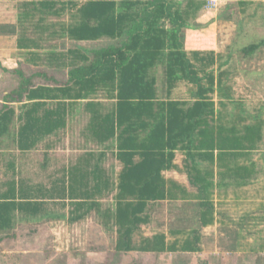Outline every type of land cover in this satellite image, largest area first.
I'll return each mask as SVG.
<instances>
[{
	"label": "trees",
	"instance_id": "trees-1",
	"mask_svg": "<svg viewBox=\"0 0 264 264\" xmlns=\"http://www.w3.org/2000/svg\"><path fill=\"white\" fill-rule=\"evenodd\" d=\"M206 1L189 0L183 11L180 0H29L24 18L39 16L32 27L0 22V37H16V47L26 53L28 64L67 69L65 81L46 68L30 75L22 68L14 70L18 85L0 102V154L9 145L22 155L41 150L46 168L50 151L67 128L72 106L82 102L87 114L85 139L113 149L120 166L111 174L99 158L91 165L96 155L90 152L64 166L47 185L17 177L14 163L5 169L0 163V232L14 228L17 214L39 216L46 213L47 201L60 200L73 206L70 213L49 218L75 223L94 211L105 229L115 230L119 253L202 250L201 229L218 221L216 186L250 181L257 170L252 155L264 141V116L244 124L240 115L239 121H228L217 110L218 105L226 108L238 101L225 80L229 73L219 70L222 64L217 66L219 54L213 49L184 48L180 31ZM66 10L71 13L69 22L45 23ZM51 36L117 42L91 54L79 49L43 54ZM261 48L264 39L242 51L248 55ZM158 67L165 77L164 98L158 89ZM47 76L46 82L33 81ZM101 92L110 104L99 98ZM179 152L187 158L193 191L165 174L179 170ZM110 196L112 203L105 205L102 200ZM168 200L197 201L198 226L145 235L143 227L152 222L153 205ZM260 247L257 250L264 251Z\"/></svg>",
	"mask_w": 264,
	"mask_h": 264
},
{
	"label": "rangeland",
	"instance_id": "rangeland-1",
	"mask_svg": "<svg viewBox=\"0 0 264 264\" xmlns=\"http://www.w3.org/2000/svg\"><path fill=\"white\" fill-rule=\"evenodd\" d=\"M29 0H0V22L17 23L26 27H32L38 17L24 18L25 6ZM182 10L188 8L189 0H180ZM206 1L194 18L186 19V26L180 31V37L186 50H209L220 45L215 39L219 33L217 22L218 6ZM63 3L58 2L57 8L61 9ZM214 13L207 14L202 10L207 7ZM216 13V14H215ZM70 11H61L59 16H50L45 23L63 25L70 21ZM239 14L236 15L238 17ZM169 25V24H168ZM58 29L61 26H57ZM117 40L100 39L95 41H75L68 37L52 36L44 44L43 54L55 51L67 52L69 49H79L81 52L91 54V51L108 46ZM249 45V44H248ZM247 44H234L232 53L243 55V48ZM261 52L259 49L258 52ZM230 52V51H228ZM264 54V48H262ZM26 53L16 47V37H0V99L18 85V76L15 69L22 68L27 75L36 72L39 68H46L50 75L59 80L67 79V69L47 68L34 66L26 62ZM218 65L223 64L219 70H235L236 61L228 60L218 52ZM235 57V55H234ZM225 63V64H224ZM158 89L161 97H165V77L162 67H158ZM48 74V75H49ZM244 75L243 77L228 75L226 82L232 85L238 101L228 104L226 108L217 106L222 115L228 121H239L240 116L248 124L254 121L257 115L264 116V88L261 82L264 78H256L254 82ZM259 79H262L259 81ZM38 77L34 82H46ZM251 80L254 87L247 84ZM256 81L261 85H256ZM264 82V81H263ZM250 86V87H249ZM99 98L109 104L106 94L101 92ZM242 110V112H241ZM240 115V116H239ZM87 114L83 109V103L72 106L68 115V124L65 132L61 134L60 142L55 150L50 151L47 157L46 168H43L45 153L35 151L20 154L12 145L6 146L0 154V163L7 168L8 163H14L17 168V177H25L35 183H47L64 167L88 157V150L96 157L91 158V165L99 158L98 162L111 174H115L120 168L114 156L113 149L103 147L85 139V127ZM243 125V124H242ZM241 125V126H242ZM256 162L257 172L253 178L246 182L247 186L238 189L235 184L216 186L215 202L217 216L225 210L227 217L222 219L217 226L201 229L202 250L198 252H167L160 254H146L139 252H117L115 250L116 232L105 229L99 221L96 212L79 222L70 223L68 218H49L54 214L70 213L73 206L68 202L50 200L46 203V213L39 216L23 217L17 214L13 229L0 232V264H264V251L257 250L264 246V213L255 211L264 209V141L260 142L258 149L252 155ZM186 156L179 152L176 163L179 170H169L165 174L169 178L189 186L186 173ZM8 175H13L12 170ZM61 172V171H60ZM2 180L5 177L2 175ZM217 183L220 181L216 177ZM193 191L194 188L189 186ZM256 189H258L256 191ZM254 191V192H253ZM105 205L112 203L111 196L102 200ZM198 203L193 200L161 201L153 205L151 211L152 222L143 227L145 235L151 236L156 231L169 232L174 229H191L198 226ZM214 227V228H213Z\"/></svg>",
	"mask_w": 264,
	"mask_h": 264
},
{
	"label": "crops",
	"instance_id": "crops-1",
	"mask_svg": "<svg viewBox=\"0 0 264 264\" xmlns=\"http://www.w3.org/2000/svg\"><path fill=\"white\" fill-rule=\"evenodd\" d=\"M215 4L218 6L217 11L215 12L218 13L217 22L219 29V33L215 39L220 45V50L218 51L217 47H211L209 49L215 50L217 54L218 52H222L221 55L225 56V63H227L228 60L233 61V59H235L237 66L235 70L230 72L227 70L230 75L237 74V76L244 78L243 74H245V76L247 75L249 78L254 77L255 79H251L253 82L256 80V78H264V54L261 53L262 48L260 49L261 52L257 51L248 55L245 53L243 55H239V53H232L231 49V46L234 44L248 45L252 43H258L264 39V0H216ZM209 7L210 6H208L207 9L204 8L202 11L207 14L214 13V10H208ZM237 14H239L238 17H236ZM251 80L247 81V84L251 87H254V84L251 83ZM261 80L262 79H259V81ZM263 81L261 82V87L264 88ZM261 84L260 82L256 81L257 86ZM1 100L2 99H0V102ZM87 152L90 153L93 152V150H88ZM246 184L247 183H237L238 189L242 188L243 186H247ZM257 190L258 189H256V191ZM196 203L198 202L196 201ZM255 211H257L259 214L264 213V209L261 210L257 208ZM225 212V210H221V212H219L220 220L223 218L222 222H225L227 217V213L225 214ZM220 220L218 218L217 222ZM206 228L207 227H204L203 229ZM209 228H212V226Z\"/></svg>",
	"mask_w": 264,
	"mask_h": 264
},
{
	"label": "built area",
	"instance_id": "built-area-1",
	"mask_svg": "<svg viewBox=\"0 0 264 264\" xmlns=\"http://www.w3.org/2000/svg\"><path fill=\"white\" fill-rule=\"evenodd\" d=\"M209 1H210V4L209 5L216 3V0H209Z\"/></svg>",
	"mask_w": 264,
	"mask_h": 264
}]
</instances>
